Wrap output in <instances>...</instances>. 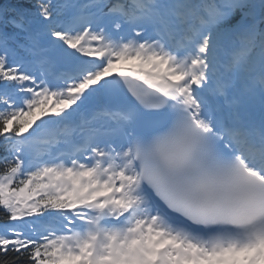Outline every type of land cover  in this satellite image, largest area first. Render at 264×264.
<instances>
[{
  "label": "snow or ice",
  "instance_id": "6c2138e0",
  "mask_svg": "<svg viewBox=\"0 0 264 264\" xmlns=\"http://www.w3.org/2000/svg\"><path fill=\"white\" fill-rule=\"evenodd\" d=\"M0 264H264V0H0Z\"/></svg>",
  "mask_w": 264,
  "mask_h": 264
}]
</instances>
